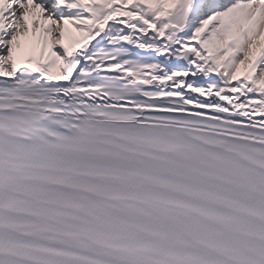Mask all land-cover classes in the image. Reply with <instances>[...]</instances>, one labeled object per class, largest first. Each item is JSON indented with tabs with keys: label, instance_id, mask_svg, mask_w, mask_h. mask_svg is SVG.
I'll return each mask as SVG.
<instances>
[{
	"label": "snow or ice",
	"instance_id": "snow-or-ice-1",
	"mask_svg": "<svg viewBox=\"0 0 264 264\" xmlns=\"http://www.w3.org/2000/svg\"><path fill=\"white\" fill-rule=\"evenodd\" d=\"M0 264H264V0H0Z\"/></svg>",
	"mask_w": 264,
	"mask_h": 264
}]
</instances>
